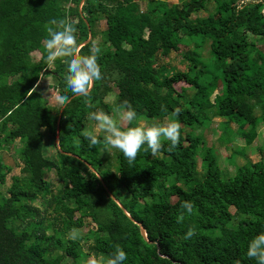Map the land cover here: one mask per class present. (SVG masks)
Returning a JSON list of instances; mask_svg holds the SVG:
<instances>
[{
  "label": "trees",
  "instance_id": "16d2710c",
  "mask_svg": "<svg viewBox=\"0 0 264 264\" xmlns=\"http://www.w3.org/2000/svg\"><path fill=\"white\" fill-rule=\"evenodd\" d=\"M80 1L0 0V151L16 140L22 145V176L0 194V264H264V150L223 180L203 137L185 131L219 118L224 129L237 126L246 146L259 138L264 0L152 2L146 10L137 0H85L81 13ZM210 1L214 12L193 18ZM88 27L92 40L76 58ZM172 53L183 56L187 72L170 75L159 65ZM81 64L92 89L60 114L89 87ZM44 76L55 80V111L39 88ZM179 83L194 90L191 99L175 89ZM113 91L114 108L105 102ZM113 110L127 122L114 166L99 159L107 139L85 132L88 119L111 118ZM168 117V130L155 123ZM57 123L65 154L56 148ZM45 135L56 159L46 155ZM197 158L206 169L198 182ZM11 169L0 161V185ZM50 172L61 186L46 199ZM86 220L95 227L88 252L77 235Z\"/></svg>",
  "mask_w": 264,
  "mask_h": 264
},
{
  "label": "rangeland",
  "instance_id": "374dc122",
  "mask_svg": "<svg viewBox=\"0 0 264 264\" xmlns=\"http://www.w3.org/2000/svg\"><path fill=\"white\" fill-rule=\"evenodd\" d=\"M179 0H137L142 10H146L147 7L155 3H166L168 5L177 4ZM252 1V0H247ZM262 1V0H256ZM215 4L213 1H210L207 5L205 12H201L195 17L203 18L208 13H213ZM105 29L104 22H98L96 24L95 30L97 36L100 37V33ZM98 41V38L95 39V43ZM257 47L262 50L264 53V40L258 42ZM185 52L191 51L193 47L182 48ZM209 52V44L206 43L202 49L201 54L207 58ZM33 59L37 61L38 55H34ZM159 65H164L170 70V75L175 72L185 73L188 71V65L184 60L181 54L172 53L168 58H164L159 62ZM55 85V80L51 76H44L39 82V88L43 90V99L44 102L48 105L50 109L55 111L58 106L57 95L52 89V86ZM175 89L178 92H182L185 95V99L189 100L194 94V90L187 87L186 85L179 83L175 85ZM216 94H220L218 89L210 100H213ZM116 101V91H113L105 99V102L114 108ZM254 115L259 117L261 115V110L257 107L254 109ZM171 117H168L165 120L155 121L156 124L161 125L163 129L168 130L173 124ZM86 129L85 132L93 134L95 136H104L107 139L106 145L102 148L101 153L99 154V159L104 162L108 161L112 166L115 165L114 155L118 152L120 148V140L122 138L123 129L126 127L127 122L123 114L119 111L113 110L111 118H107L101 114H98L95 120L88 119L85 123ZM223 120L219 118H214L212 122L205 123L202 128L197 130H192L190 128L185 129L187 133H193V135H200L204 139V146L206 148L212 149L216 160H217V169L221 173V178L223 180H228L234 176L236 168L245 165L249 161L255 163L260 160L261 155L258 151L259 149L264 150V127H259V138L256 139L250 146H246L241 138L236 134L237 126L235 124H229L228 129H224ZM147 124L144 121L139 123L138 139L142 140L145 135V130ZM45 134V133H44ZM225 137V138H224ZM229 137V138H228ZM224 138V139H223ZM46 141V155L50 158L56 159V148L52 145V140L45 135ZM22 148L21 143L16 140L12 145H4L0 151V161L8 167H12L10 174L5 178V184L0 185V194L7 196V189L11 184V178L16 176H22V163L20 160V150ZM200 158H197V169H196V182L200 181L204 173L206 172L205 168L201 166ZM47 182L52 185L51 190L49 191L46 199H49L51 195L56 194L57 190L60 188L61 184L57 181L55 173L50 172L45 176ZM190 186H184L185 190H188ZM40 210L44 208L42 202L38 200L35 203ZM230 211L234 213V209L230 208ZM95 227L89 220L85 221L84 227L78 232L77 235L83 238L82 246L84 252H88L92 246V237L91 234L94 232ZM209 234H217L218 230L215 231H205ZM74 236L73 234L71 235ZM88 239V240H85ZM95 260L94 255L90 253L87 262L93 263Z\"/></svg>",
  "mask_w": 264,
  "mask_h": 264
},
{
  "label": "water",
  "instance_id": "95a60500",
  "mask_svg": "<svg viewBox=\"0 0 264 264\" xmlns=\"http://www.w3.org/2000/svg\"><path fill=\"white\" fill-rule=\"evenodd\" d=\"M84 2H85V0H81L80 1V3H79V6H78V8H79V12L81 13V8H82V6H83V4H84ZM91 40H92V35H91V32H90V29H89V27H88V38H87V40L84 42V43H82L80 46H78V48L76 49V52H75V55H76V58H77V53H78V51H79V49L81 48V47H83V46H86V45H88L90 42H91ZM81 66L86 70V72H87V74L89 75V87H88V89L86 90V91H84V92H81V93H77V94H75L74 96H72L71 98H69L66 102H65V104L62 106V108H61V110H60V114H61V112L63 111V109L65 108V106L68 104V103H70V101L72 100V99H74V98H76V97H79V96H81V95H86V94H88L89 92H90V90L92 89V86H93V78L91 77V75H90V73H89V70L83 65V64H81ZM60 114H59V118H60ZM58 118V119H59ZM58 128H59V125H58V123H57V130H56V141H55V143H56V148H57V150L60 152V153H62V154H65V153H63L62 151H60V149H59V146H58ZM89 167V166H88ZM90 168V170L92 171V172H94L93 171V169L91 168V167H89ZM99 180H100V182H102V179L99 177ZM103 187H104V189H106L105 188V186L103 185ZM109 194V193H108ZM109 196L112 198V200L124 211V209H123V207L121 206V205H119V202L112 196V195H110L109 194ZM125 212V211H124ZM126 214V216L127 217H129V215L127 214V213H125ZM133 221V220H132ZM136 224V223H135ZM137 226L140 228V232H141V235H142V237H143V239L145 240V241H147V236H146V232H145V230L143 229V227L140 225V224H137ZM155 244H157V242H154ZM149 244H151V242H149Z\"/></svg>",
  "mask_w": 264,
  "mask_h": 264
}]
</instances>
